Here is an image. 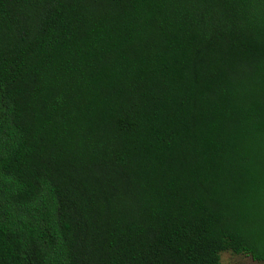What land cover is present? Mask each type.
<instances>
[{"label": "trees", "instance_id": "16d2710c", "mask_svg": "<svg viewBox=\"0 0 264 264\" xmlns=\"http://www.w3.org/2000/svg\"><path fill=\"white\" fill-rule=\"evenodd\" d=\"M264 262V0H0V264Z\"/></svg>", "mask_w": 264, "mask_h": 264}, {"label": "rangeland", "instance_id": "374dc122", "mask_svg": "<svg viewBox=\"0 0 264 264\" xmlns=\"http://www.w3.org/2000/svg\"><path fill=\"white\" fill-rule=\"evenodd\" d=\"M219 260L222 264H264V262L255 261L248 256L235 254L229 250L220 252Z\"/></svg>", "mask_w": 264, "mask_h": 264}]
</instances>
